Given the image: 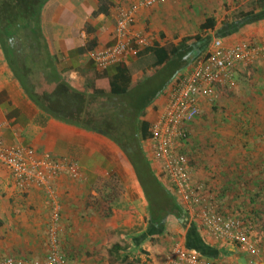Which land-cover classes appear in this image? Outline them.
Segmentation results:
<instances>
[{
    "label": "crops",
    "instance_id": "crops-1",
    "mask_svg": "<svg viewBox=\"0 0 264 264\" xmlns=\"http://www.w3.org/2000/svg\"><path fill=\"white\" fill-rule=\"evenodd\" d=\"M145 1L50 0L41 11V29L59 75L74 89L86 93H91L93 85L99 83L94 80L96 74L105 71L113 75L116 64L101 69L95 55L117 44L115 28L120 13L139 5L123 61L127 66L134 65L138 53L145 49L136 46L134 37L146 38L144 23L157 14L158 5L146 8L141 5ZM263 38L261 20L221 40L232 45ZM157 42V38L152 39L149 47L157 46ZM133 50L137 55H133ZM143 75L141 70L135 71L133 83ZM164 105L160 94L146 109L143 120L149 126L157 122ZM0 140L6 148L31 149L39 157L47 156L78 170L76 177L62 170L44 186L32 182L22 187L0 166V264L8 257L44 262L52 251L69 264H110L114 253L142 255L150 259L148 264H164V256L148 254L141 246L151 237L146 236L148 230L141 229L146 228L143 223L148 204L132 166L119 148L99 134L64 124L41 112L13 78L1 53ZM144 144L148 147L147 142ZM148 150L144 151L145 156L158 178V163ZM201 234L206 258L222 264L228 261L227 257L237 255L232 246L208 236L209 243L205 244ZM124 241H132L133 250L118 246L124 245Z\"/></svg>",
    "mask_w": 264,
    "mask_h": 264
},
{
    "label": "trees",
    "instance_id": "trees-1",
    "mask_svg": "<svg viewBox=\"0 0 264 264\" xmlns=\"http://www.w3.org/2000/svg\"><path fill=\"white\" fill-rule=\"evenodd\" d=\"M49 1L0 0V53L8 70L28 99L46 116L83 131L99 134L119 148L132 166L146 197L149 217L146 236L152 237L162 233L167 217H172L181 223L185 222L187 212L178 204L171 187L162 184L154 176L145 156L142 142L148 140L150 126L143 118L148 106L162 93L161 91L176 74L192 67L204 54L210 39H203L201 34L206 36L208 32H213L215 20L207 18L199 26L200 34L182 40L177 45L146 47L138 53L134 65L117 63L113 75L105 71L96 74L94 80L99 83L93 85L91 93H86L74 89L56 71L41 29V11ZM261 20H264V0H256L253 10L240 13L238 20L225 28L218 29L215 39L226 38L246 25ZM139 70L143 73L152 71V74L133 84V74ZM234 128L238 127L234 126ZM228 146L229 142L224 141L220 148L227 152V149H230ZM247 147L249 151L253 149L249 143L244 145L245 149ZM254 149H256L255 144ZM237 157L241 156L237 154ZM253 159L255 158H248L250 165H254ZM259 161L261 164L259 170L264 173L263 153ZM251 173L248 174L250 180L254 177V170ZM263 179L255 185L262 186ZM205 182L206 180L202 181ZM234 188L235 191L229 187L221 189L218 193L212 191L214 197L210 194L214 203L221 208L218 213L229 219L239 218L251 223L254 229L253 218L258 216L257 207L252 208V212L248 215L245 212L243 197H241L242 203L233 200L234 196L238 195L236 192L238 188ZM254 190V193L261 191L264 193V188H254ZM226 204L230 212L223 209ZM250 204L254 207V202ZM234 207L235 212L231 211ZM150 243L154 245L155 242L152 240ZM185 247L188 250H195L206 258V247L193 227L186 234ZM54 253L56 252L52 251L49 256ZM66 262L69 264L67 260Z\"/></svg>",
    "mask_w": 264,
    "mask_h": 264
},
{
    "label": "rangeland",
    "instance_id": "rangeland-1",
    "mask_svg": "<svg viewBox=\"0 0 264 264\" xmlns=\"http://www.w3.org/2000/svg\"><path fill=\"white\" fill-rule=\"evenodd\" d=\"M255 1L167 0L165 3L157 4L155 19L144 23L147 36L145 38L146 47L150 46L151 40L154 38H157L158 45H177L182 40H188L200 34L199 26L207 18H213L216 23L214 31L208 32L207 35L209 36L201 34L203 39H210V45L215 40L218 29L225 28V26L238 20L240 13L253 10ZM263 41L264 38L261 41L254 42V44H261ZM150 74H152V71H146L142 79L136 81L135 84L144 80ZM233 80L230 90L223 91L215 105L202 107L199 118L191 126L188 141L181 144L179 150L187 155L196 181L200 182L201 178L206 180L204 184L207 193L211 190L209 194L212 195L213 192L218 193L221 189L224 190L228 187L233 188L232 191H235L234 187H237L238 191L236 192L238 195H235L233 200H237L236 203H242L241 197H243L245 212L248 215L252 212V208L257 207L258 216L255 219L253 218L255 231L251 243L253 248L258 249L256 262L264 264V193L262 191L254 193V188H264V184L262 186L255 185L256 182L262 181V178H264V173L259 170L261 165L259 159L262 153L264 155V55L259 54L256 56L248 66H239ZM168 85L169 83L161 92L167 89ZM234 126L242 131L234 128ZM222 137L223 139H221ZM224 141L229 142L228 147L230 149H227V152L220 148ZM248 143L253 147L251 151H249V147L244 148V145ZM254 144L256 149H254ZM142 148L146 152L148 150L147 144L142 142ZM237 154L242 158L237 157ZM252 157L255 158L253 159L255 163L252 160L254 165H250V161H248V158ZM225 158L227 161H223ZM253 170L254 177L250 180L248 174ZM160 182L165 184L162 178ZM249 201L254 202V207ZM227 204L223 208L226 209L225 211L230 209ZM217 207L221 209L219 205ZM233 210L235 212V207L231 208V211ZM148 218L147 211L143 223V225L146 223V228L141 227V229H145L144 232L148 230ZM186 218V221L181 223L172 217H167L163 232L148 238L141 245L144 252L164 256V264H166L167 259L176 248H184L186 234L191 227L196 229L198 235L203 233L201 230L198 231L197 223L189 213H187ZM201 238L205 244L209 243L204 235ZM152 240L155 242L154 245L150 243ZM123 244L118 246L125 250L129 248L133 250L132 241L130 243L124 241ZM226 245L232 246L237 252V255L234 254L232 258L227 257V264H236L235 261H239V264H247L245 258L248 259V254L242 248H236L232 243ZM113 257L114 259L110 261V264H148L150 262V259L142 258V255L114 253Z\"/></svg>",
    "mask_w": 264,
    "mask_h": 264
},
{
    "label": "built area",
    "instance_id": "built-area-1",
    "mask_svg": "<svg viewBox=\"0 0 264 264\" xmlns=\"http://www.w3.org/2000/svg\"><path fill=\"white\" fill-rule=\"evenodd\" d=\"M166 0H146L142 6L150 8L165 3ZM140 6H133L129 11L119 15L115 34L118 39L113 48L95 55L99 68L123 63L124 52L129 37V29L135 22L136 12ZM138 47H146L144 37H134ZM259 54L264 55V41L261 44L239 42L227 45L221 39L211 42L208 50L201 55L189 70L176 74L167 89L161 94L165 105L159 120L149 127V151L159 166L158 179L174 191L177 202L197 223L198 230L218 243H232L242 248L247 254V264L256 262L258 249L251 243L254 233L253 225L239 218L229 219L220 215L219 208L212 196L205 191V184L197 182L186 154L179 146L188 141L191 126L199 118L202 107L215 105L225 90H230L239 66H248ZM133 55H137L133 50ZM0 166L7 169L13 177L21 182L22 187L28 183L39 186L47 184L48 179L62 170H68L78 176L74 165L51 161L47 156L39 157L31 149L6 148L0 140ZM57 214H54V218ZM1 264H67L56 253L47 257L45 262H24L6 258ZM166 264H218L202 257L194 250L176 248ZM221 264V263H220ZM227 264V263H222Z\"/></svg>",
    "mask_w": 264,
    "mask_h": 264
}]
</instances>
